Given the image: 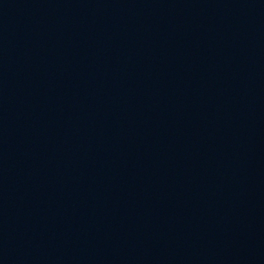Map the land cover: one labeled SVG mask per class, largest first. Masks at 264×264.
I'll return each mask as SVG.
<instances>
[{
  "label": "water",
  "instance_id": "95a60500",
  "mask_svg": "<svg viewBox=\"0 0 264 264\" xmlns=\"http://www.w3.org/2000/svg\"><path fill=\"white\" fill-rule=\"evenodd\" d=\"M0 264H264V0H110L20 88Z\"/></svg>",
  "mask_w": 264,
  "mask_h": 264
}]
</instances>
